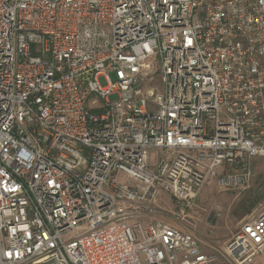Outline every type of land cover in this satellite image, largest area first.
<instances>
[{"label":"built area","instance_id":"built-area-1","mask_svg":"<svg viewBox=\"0 0 264 264\" xmlns=\"http://www.w3.org/2000/svg\"><path fill=\"white\" fill-rule=\"evenodd\" d=\"M257 158L264 0H0V264H253L156 217Z\"/></svg>","mask_w":264,"mask_h":264},{"label":"rangeland","instance_id":"rangeland-1","mask_svg":"<svg viewBox=\"0 0 264 264\" xmlns=\"http://www.w3.org/2000/svg\"><path fill=\"white\" fill-rule=\"evenodd\" d=\"M107 76L112 82L118 80L116 72H109ZM99 84L101 87L107 86L104 77L99 78ZM114 100L112 97L111 102ZM156 158L157 154L153 153V165L156 164ZM251 169L252 177L246 189L219 191L214 183H210L200 190L190 209L181 207V213L187 214V218L176 221L171 213H164L156 219L193 234L212 248L223 247L244 221L258 213L259 206L264 201V158L254 159ZM171 203L168 201L170 205L165 206L167 211L178 213L179 208L173 207Z\"/></svg>","mask_w":264,"mask_h":264},{"label":"crops","instance_id":"crops-1","mask_svg":"<svg viewBox=\"0 0 264 264\" xmlns=\"http://www.w3.org/2000/svg\"><path fill=\"white\" fill-rule=\"evenodd\" d=\"M254 264H264V252L256 259Z\"/></svg>","mask_w":264,"mask_h":264}]
</instances>
